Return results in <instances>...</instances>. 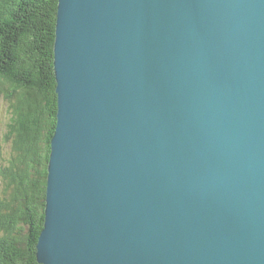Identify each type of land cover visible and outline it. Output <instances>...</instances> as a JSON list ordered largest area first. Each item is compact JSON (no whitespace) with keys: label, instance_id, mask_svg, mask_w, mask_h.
Segmentation results:
<instances>
[{"label":"water","instance_id":"obj_1","mask_svg":"<svg viewBox=\"0 0 264 264\" xmlns=\"http://www.w3.org/2000/svg\"><path fill=\"white\" fill-rule=\"evenodd\" d=\"M39 264H264V0H58Z\"/></svg>","mask_w":264,"mask_h":264},{"label":"trees","instance_id":"obj_2","mask_svg":"<svg viewBox=\"0 0 264 264\" xmlns=\"http://www.w3.org/2000/svg\"><path fill=\"white\" fill-rule=\"evenodd\" d=\"M58 0H0V91L14 98V149L1 170L0 264H39L50 141L57 121L53 46ZM7 89V90H6ZM41 145H38V143ZM41 146V147H40Z\"/></svg>","mask_w":264,"mask_h":264},{"label":"rangeland","instance_id":"obj_3","mask_svg":"<svg viewBox=\"0 0 264 264\" xmlns=\"http://www.w3.org/2000/svg\"><path fill=\"white\" fill-rule=\"evenodd\" d=\"M10 95V92L0 91V194L4 200L5 198L10 199V195L12 194L11 191L13 190V188L7 189V192H5L4 194L5 185L4 178L3 176H1V170L9 167L10 161L17 156L14 149V132L11 131L14 124V98H12V96L10 97ZM38 145H41V143L39 142Z\"/></svg>","mask_w":264,"mask_h":264},{"label":"bare ground","instance_id":"obj_4","mask_svg":"<svg viewBox=\"0 0 264 264\" xmlns=\"http://www.w3.org/2000/svg\"><path fill=\"white\" fill-rule=\"evenodd\" d=\"M53 55H54V52H53ZM53 61H54V59H53ZM57 125V124H56ZM54 135V134H53ZM48 165V164H47ZM48 173V172H47ZM48 175V174H47ZM46 188H47V184H46ZM45 200V199H44ZM44 209H45V205H44Z\"/></svg>","mask_w":264,"mask_h":264}]
</instances>
